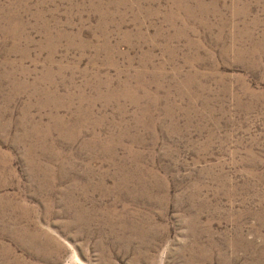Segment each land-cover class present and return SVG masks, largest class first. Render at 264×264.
<instances>
[{
	"label": "rangeland",
	"instance_id": "374dc122",
	"mask_svg": "<svg viewBox=\"0 0 264 264\" xmlns=\"http://www.w3.org/2000/svg\"><path fill=\"white\" fill-rule=\"evenodd\" d=\"M0 264H264V0H0Z\"/></svg>",
	"mask_w": 264,
	"mask_h": 264
}]
</instances>
